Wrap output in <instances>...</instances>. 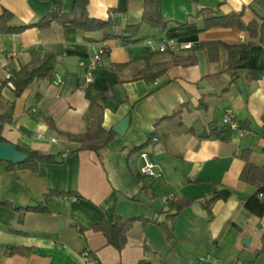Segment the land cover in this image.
Segmentation results:
<instances>
[{
    "label": "crops",
    "instance_id": "obj_1",
    "mask_svg": "<svg viewBox=\"0 0 264 264\" xmlns=\"http://www.w3.org/2000/svg\"><path fill=\"white\" fill-rule=\"evenodd\" d=\"M73 2L0 0V16L7 11L12 26L29 25L55 4L70 12ZM161 8L166 28L141 23L131 42L117 36H129L125 26L141 21L143 0H88L90 18H113L108 31L112 36L107 38L100 30L63 28L57 22L46 28L0 33V111L14 104L11 121L0 123L5 141L61 155L75 146L45 120L51 118L58 131H84L88 101L81 63L98 46H105L107 52L91 85L95 90L111 86L116 91L104 110L102 125L112 130L130 115L124 134L116 133L100 153L81 150L62 164H40L38 172L8 171L6 162L0 161V200L36 205L50 190L74 193L53 196L48 211H29L21 220L17 212L0 205V264H195L213 246L217 264H235L236 259L238 264L252 260L264 264V255L256 256L264 223L242 206L257 187L238 178L244 165L242 150H250L249 161L255 165L264 162V36L253 38L235 26L203 28L202 14L204 10L215 16L236 13L245 23L260 22L264 7L253 0H161ZM167 39L190 47L160 51V42ZM206 41L251 44L238 51L241 62L235 66L238 73L233 80L226 72V49H219L216 61L208 58L206 49L194 50ZM45 52L55 54L52 79L34 81L16 97L11 78L5 75L12 77L33 55ZM163 69L151 81L139 76L142 71L152 74ZM251 70L260 73L248 78ZM55 76L58 84L53 83ZM178 109L180 114L171 116ZM225 109L247 132H231L227 141L201 136L210 123L223 125ZM141 144V150H132ZM141 151L148 152L160 178L141 174ZM213 187L229 188L231 194L215 201L209 214L203 202ZM166 195L193 200L169 219L162 212L167 210L161 201ZM115 215H143L151 221H136L125 246L117 250L102 232L90 229L101 216L113 221ZM84 252L93 260H85Z\"/></svg>",
    "mask_w": 264,
    "mask_h": 264
},
{
    "label": "trees",
    "instance_id": "obj_2",
    "mask_svg": "<svg viewBox=\"0 0 264 264\" xmlns=\"http://www.w3.org/2000/svg\"><path fill=\"white\" fill-rule=\"evenodd\" d=\"M253 1L259 6L264 7V0ZM87 4L88 0H74L72 9L68 13L62 12L60 4H55L52 11L36 23L17 27L10 24L12 16L7 11H4L0 16V33H19L27 27L32 26L37 28H46L52 22H57L63 28L75 27L87 32L100 30L103 31L104 38L112 36V34L108 31L114 24L113 18H109L108 20L90 18L87 14ZM202 14L204 19L203 28L235 26L240 30H247L253 38L258 36L261 38L264 36V18H261L260 22L253 19L248 23H245L243 22L240 14L236 13L215 16L212 12L204 10L202 11ZM141 23H144L151 28H158L160 30H164L166 28L168 21L163 17L161 0H143L141 21L136 24H128L125 26L124 31L128 33L129 36L119 35L117 37L122 38V40L127 42L133 41L132 37L138 33ZM249 45L251 44H235L229 46L221 43L220 41H206L201 43L194 50L206 49L208 52V58L211 61H216L219 49H226L228 53L226 72L230 74L233 80L238 73L236 72L235 66L241 62V60L237 58V53L240 49H245ZM54 60L55 54L53 52H45L42 56L33 55L27 65H23L19 70L13 72L11 81L15 92L14 95L16 97L20 96L19 94H21L23 90L34 81L51 80L53 77ZM164 71L165 69L152 74L142 71L139 76L146 81H151ZM249 73L248 78H251L258 75L260 72L251 70ZM114 90L115 89L111 86H107L103 90H95L91 83L84 87L83 92L88 101V107L85 115V129L81 133L70 134L58 131L53 120L51 118H46L45 121L52 130L57 131L58 134L66 136L70 142L75 143L74 147L68 148L65 155H61L60 153H48L38 150L24 149L20 144H15L16 147L27 154V158L17 164L6 162V169L8 171L26 169L32 172H38L40 164H62L65 158L78 151L89 150L95 153H100L106 149L116 136V132H114L113 129H105L102 125L104 110L108 107L109 102L115 99L116 91ZM13 106L14 104L11 102L7 105V108L4 111H0V123H8L11 121ZM180 112L181 109H178L174 111L171 116L179 115ZM208 128L209 130L207 133L201 134V136L206 137L207 139L211 137L220 141H227L231 136L232 131L225 125L219 127L216 123L212 122L208 125ZM189 130L191 131V129ZM0 139L4 140L3 137H0ZM143 147L144 144H141L137 147H133L132 150H141ZM240 154L244 161V165L243 169L239 173V180L257 187V190L243 202L242 206L250 214L255 215L264 223V162L261 166H257L249 161L251 154L250 150H242ZM71 194L74 193L60 190H50L43 194L42 202L36 205H14L9 200H0V205H6V207H9L13 211L17 212L21 220V217H23L26 212L48 211L49 202L52 201L53 196ZM230 194L231 191L229 188L213 187L212 195H210V198L203 202L204 209L211 214L212 204L217 200L229 198ZM75 195L76 198H81V195L77 193ZM192 200L193 199L182 198L169 201V203L166 204L167 210L162 212H166L167 218L173 219L178 212L189 206L192 203ZM136 221L147 223L151 220L143 215L131 217L115 215L113 221H109L104 216H101L98 222L91 225L90 229L102 232L108 244L112 245L117 250H121L126 244L128 231L132 228L131 226H133ZM160 226H162L168 238L172 236L169 228L164 223H161ZM73 227L78 232H82V228L79 226L73 225ZM261 254L264 255V233L262 234L261 246L256 252V256ZM238 262L239 260L236 259L233 263L238 264ZM247 264H253V260L247 262Z\"/></svg>",
    "mask_w": 264,
    "mask_h": 264
},
{
    "label": "built area",
    "instance_id": "obj_3",
    "mask_svg": "<svg viewBox=\"0 0 264 264\" xmlns=\"http://www.w3.org/2000/svg\"><path fill=\"white\" fill-rule=\"evenodd\" d=\"M189 43H178L174 39H167L162 40L158 49L160 51H164L166 49L170 50H177V49H184L189 48ZM107 52V48L105 46H98L95 51H93L92 55L88 58L86 62H82L81 65L83 67V78H84V85L91 83L94 73L98 67V63H100L103 56H105ZM6 56H10V54H6ZM6 78H11L10 74L5 75ZM60 79L55 76L53 78V83L58 84ZM221 124L229 127L232 132H237L240 135L245 134L247 131L245 128H242L239 125L238 119L234 113H232L229 109H225L221 116ZM140 158H142L143 165L141 167V174L144 177H149L151 179H158L161 177V172L156 169V165L154 162L149 158V154L147 151H141ZM176 200L174 196L166 195L161 197V201L166 205L169 201ZM214 246L204 253L203 255L199 256L196 260L195 264H217V259L214 255ZM83 257L85 260H93L92 256L89 253L84 252Z\"/></svg>",
    "mask_w": 264,
    "mask_h": 264
},
{
    "label": "water",
    "instance_id": "obj_4",
    "mask_svg": "<svg viewBox=\"0 0 264 264\" xmlns=\"http://www.w3.org/2000/svg\"><path fill=\"white\" fill-rule=\"evenodd\" d=\"M130 121V115L127 114L113 126L114 132L123 135ZM27 154L21 151L15 144L0 139V161L17 164L24 161Z\"/></svg>",
    "mask_w": 264,
    "mask_h": 264
}]
</instances>
